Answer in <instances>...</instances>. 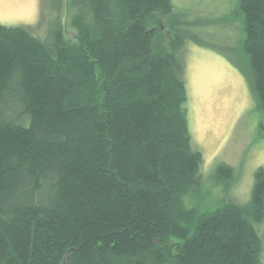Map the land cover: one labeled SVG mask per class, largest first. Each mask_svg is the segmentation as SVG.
<instances>
[{
  "label": "trees",
  "instance_id": "trees-1",
  "mask_svg": "<svg viewBox=\"0 0 264 264\" xmlns=\"http://www.w3.org/2000/svg\"><path fill=\"white\" fill-rule=\"evenodd\" d=\"M234 2L213 20L173 0H54L43 38L0 24V264H264V165L243 203L186 202L203 155L182 51L222 49L207 24L238 20L229 59L264 113V0ZM213 176L228 188L234 169Z\"/></svg>",
  "mask_w": 264,
  "mask_h": 264
},
{
  "label": "rangeland",
  "instance_id": "rangeland-1",
  "mask_svg": "<svg viewBox=\"0 0 264 264\" xmlns=\"http://www.w3.org/2000/svg\"><path fill=\"white\" fill-rule=\"evenodd\" d=\"M0 0V24L33 26L31 32L43 38L44 31L56 17L54 0ZM187 5L191 16L219 19L226 14L239 16L235 0H173ZM44 10V11H43ZM44 13V20L36 25ZM63 18L66 37L73 39L75 30L69 18ZM205 27V25H204ZM209 31H200L204 39L222 47L199 45L188 41L182 51L185 62L184 81L187 90L188 125L195 148L201 151V198H186L188 204L209 207L218 202L233 200L243 203L250 197L254 172L264 165V113L257 111L243 75L232 64L239 60L237 49L241 30L236 22L207 24ZM262 126V127H261ZM219 163L230 165L234 176L228 188L213 174ZM263 237L264 219L258 225Z\"/></svg>",
  "mask_w": 264,
  "mask_h": 264
}]
</instances>
